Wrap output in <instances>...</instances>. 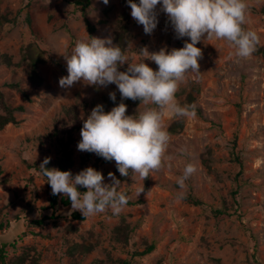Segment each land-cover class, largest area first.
I'll return each mask as SVG.
<instances>
[{
    "label": "rangeland",
    "instance_id": "obj_1",
    "mask_svg": "<svg viewBox=\"0 0 264 264\" xmlns=\"http://www.w3.org/2000/svg\"><path fill=\"white\" fill-rule=\"evenodd\" d=\"M247 4L244 28L260 38L255 51L247 58H237L226 41L202 38L196 45L202 51L200 73L187 74L176 93L181 106L190 105L188 97L193 95V105L202 115L165 117L170 133L166 154L171 159L145 180L131 172L122 180L115 161L77 149L83 122L95 106L105 103L110 92L119 94L116 86H90L81 80L65 88L59 80L68 75L63 55L77 40L88 34L112 37L115 43L124 13H131L126 0H109L107 5L93 0L85 12L96 27L93 34L73 0H0V90L9 105L26 109L16 114L18 124L0 130V250L6 246L8 264L24 254L38 257L40 264H119L120 260L131 264H264V52L257 53L258 48L264 49V0H247ZM157 12L159 23L151 35L130 15L129 62L142 59L137 53L144 47L151 53L190 42L187 37L176 38L159 5ZM28 51L43 60L38 66L41 86L29 80L23 62ZM2 55L11 57L13 65L4 64ZM144 62L156 70L154 62ZM126 69L125 64L119 70ZM12 83L20 84L32 101L9 88ZM72 105H78L82 113V126L74 133L72 174L92 167L102 172L105 183H111L108 174L113 173L121 181L119 190L140 204L126 205L118 215L108 211L84 221L73 218L80 212L72 211L71 205L48 209L52 190L35 167L50 157L52 168H58L59 146L52 134L59 130V137H64L62 126H55L65 121L63 109ZM126 105V114L135 115L140 101ZM172 127L176 132H170ZM233 153L242 159L243 167ZM187 163L196 171L181 190L176 180ZM77 187L81 192L87 190ZM181 191L183 199H177ZM189 195L203 204L189 203L185 200ZM235 201L241 206L239 215L216 216V210H232ZM44 217L55 219L42 227L32 224ZM123 217L135 228L128 244L114 239ZM152 243L157 245L152 254L133 256ZM82 244L93 250L83 252Z\"/></svg>",
    "mask_w": 264,
    "mask_h": 264
},
{
    "label": "clouds",
    "instance_id": "obj_2",
    "mask_svg": "<svg viewBox=\"0 0 264 264\" xmlns=\"http://www.w3.org/2000/svg\"><path fill=\"white\" fill-rule=\"evenodd\" d=\"M102 2L107 5L109 0ZM126 3L131 8V17L143 26L145 34L151 35L158 26L159 5L176 38L187 37L190 42L185 40L178 49L165 46L151 53L144 47L137 53L142 59L129 62L125 50L113 43L112 37L101 39L87 34L63 55L68 75L59 80V85L70 88L83 80L90 86H116L121 102L107 112L103 105L91 110L83 122L77 149L115 161L123 177L131 172L145 180L165 160L171 159L166 154L170 133L164 124L165 117L196 115L195 105L181 106L176 99L179 84L186 75L200 73L198 60L202 51L196 45L202 38L215 37L226 41L234 49L235 57L247 58L260 38L256 32L244 28L247 0H126ZM146 59L157 65L156 70L144 62ZM125 64L126 71H120ZM109 98L115 102L116 91L110 92ZM126 99L140 101L135 115L126 114L127 105L123 102ZM141 105L145 106L143 110ZM50 160V157L43 160L40 173L47 179L52 195L63 194L70 200L72 211H79L85 218L108 211L118 215L127 205L129 198L119 190L121 181L113 173L108 174L111 183H105L102 172L92 167L73 175L71 171L47 168ZM195 171L192 163L185 165L176 180L181 190ZM77 186L87 190L81 192ZM177 199H183L182 191Z\"/></svg>",
    "mask_w": 264,
    "mask_h": 264
},
{
    "label": "trees",
    "instance_id": "obj_3",
    "mask_svg": "<svg viewBox=\"0 0 264 264\" xmlns=\"http://www.w3.org/2000/svg\"><path fill=\"white\" fill-rule=\"evenodd\" d=\"M93 0H73V4L80 8L83 13H84V20L86 27L90 34H93L96 31L95 25H93L88 18L85 15V12L91 7ZM130 15L128 12H125L123 15V20L120 23L119 29L116 33L115 37V43L119 44V46L125 50V54L127 52L128 48V33H129V21H130ZM29 22H31L29 20ZM264 52V49L258 48L257 53ZM2 62L6 64L7 66H12L13 61L12 58L9 57L8 55H2L1 56ZM23 62L26 63L27 68H28V77L31 83L35 86H41L43 84V79L39 75L38 71V66L43 62V60L39 56H33L30 51L26 52L23 56ZM9 88L15 89L19 91L24 100L27 102H31V96L30 94L24 90L20 84L18 83H12L8 84ZM189 104L193 105L195 102V97L193 95H189L188 97ZM133 100L131 99H126L123 102L125 104L131 103ZM104 108L105 111H109L111 107L116 106L118 103L121 102V97L120 94H117V99L115 102L111 101L110 98H105L104 99ZM0 106L2 109V113H0V130L5 129L8 125L10 124H18V119L16 114L17 113H24L26 111L25 106L21 105L18 107H12L11 105L8 104V102L5 99L4 93L0 90ZM84 112L88 115L89 112L87 111V105L85 104L83 106ZM195 112L197 115L201 116L202 115V110L199 107H195ZM63 114L65 121L59 125V123H56L55 128L57 129L58 126H62L61 130H63L64 137L60 138L58 135V131L56 133L52 134V137L57 138V143L59 146V152H60V158L57 162V167L61 171H71L75 165V160L73 158V145L75 143V137L74 133L80 129L81 125V120H82V113L78 105H72L69 107H65L63 109ZM90 115V114H89ZM170 132L174 133L176 132V127H172L170 129ZM237 146V139L234 140V147ZM233 156H235V160L243 167V161L242 159L233 153ZM208 163V162H206ZM47 168H52V161L50 160V163L46 165ZM37 171L40 172L39 167H35ZM130 174V173H129ZM122 180H127V177L120 176ZM238 193H234V196H237ZM185 200L188 201L189 203L195 205V206H201L203 202L193 196L189 195L188 197H185ZM236 200V198H235ZM140 204L139 202H133L129 201L127 205L134 206ZM64 206L68 207L71 205L70 200L62 196L60 194L57 195H51L50 197V205L48 209L51 210H56L58 206ZM240 203L238 201H235V206L232 210L224 209V210H216L215 214L217 217H232L234 215H239L240 214ZM73 218L79 221H84L85 217L82 216L81 213H74ZM55 219V218H50V217H44L38 220H35L32 222L33 225L37 227H42L47 221ZM135 231V228L131 226V224L127 223L125 218L123 217V221L120 225H118L115 230H114V239L120 243V244H128L133 233ZM6 246H3L0 250V264H8L7 262V256H6ZM156 243H152L151 245H148L146 250L143 252L139 253H134L133 256H147L152 254L156 250ZM83 252H91L93 250L92 246L89 245H80L79 247ZM112 260V259H110ZM119 264H131L130 261L128 260H123V261H118ZM11 264H40L39 258L36 256H31L29 254H24L23 256L17 258L14 260Z\"/></svg>",
    "mask_w": 264,
    "mask_h": 264
}]
</instances>
